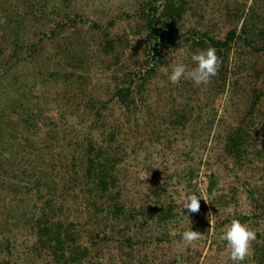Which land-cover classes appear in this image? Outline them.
Masks as SVG:
<instances>
[{
  "label": "trees",
  "instance_id": "1",
  "mask_svg": "<svg viewBox=\"0 0 264 264\" xmlns=\"http://www.w3.org/2000/svg\"><path fill=\"white\" fill-rule=\"evenodd\" d=\"M77 1L19 0L0 20V264H191L228 256L233 219L256 233L244 264H264V7L219 29L195 0L109 21ZM207 48L219 60L207 85L168 81ZM180 142L187 168L217 166L203 204L213 220L201 201L181 211L166 181L137 199L126 190L132 162ZM239 200L249 208L229 210ZM190 228L201 239L185 246Z\"/></svg>",
  "mask_w": 264,
  "mask_h": 264
},
{
  "label": "rangeland",
  "instance_id": "2",
  "mask_svg": "<svg viewBox=\"0 0 264 264\" xmlns=\"http://www.w3.org/2000/svg\"><path fill=\"white\" fill-rule=\"evenodd\" d=\"M49 1L53 3L57 2V0H48V2ZM146 1L148 0H78L77 8L79 12L84 11L85 15H88L90 18L94 17L96 19L109 21L111 19L117 20L118 14L123 11L129 13L134 11L139 8L142 2ZM195 2L197 6L201 7L203 13H205V21L217 25L219 29L224 28L225 24L229 22L231 15L235 16L237 13V15H239L243 9L250 7L252 3L256 4L254 8L259 7V5L264 7V0H195ZM18 3L19 0H0V20H3L5 14L12 9L21 8L19 5H21L22 1L19 5ZM48 6H52V4L49 3ZM257 9H259V11L254 13L260 14V8ZM191 18V16L185 17L187 20H191ZM190 20L188 23H190ZM25 22L31 24V22ZM238 22H241V19ZM32 67L33 66L29 65L20 72H29V69H32ZM185 142L187 141L185 140ZM188 148L189 146L187 147V144L180 142L177 146L173 147L172 152L165 158L163 157V153L159 150V147H152L149 154L141 155L140 161L137 159L129 165L127 174L125 175L127 184L126 190L129 191L132 197L137 199L143 196V193L152 182L159 180L166 181L169 183V189L172 190L173 194L181 201L186 193L202 195L204 199H200L201 209L199 212L209 219L211 216V220H213V215H210L209 211L203 207V204L209 202V199H207L206 187L209 182L211 170H215L217 166L214 165V167L211 168L212 165H210V161L205 164H199L198 162L194 164V162H191L192 167L187 168L189 162L186 161L185 156L181 155V153L187 151ZM147 155L149 158H147ZM194 166L198 170L196 175H194L192 179H189V175L187 174H191V169H193ZM187 170H189L188 173ZM232 180L233 174L227 176L223 181L224 186L227 187L228 183ZM242 198L245 199L244 197ZM229 208V210H247L249 207L247 203L239 200L237 204L233 203ZM2 220L3 218H1L0 215V224ZM0 229H2V227H0ZM3 234L5 233H0V239L3 238ZM6 235L11 236L10 234ZM21 240L18 241L20 244L22 242ZM4 257L5 255L0 253V261ZM200 260L201 261H195V263L191 264H230V260L226 254H221L219 257L216 254H212L209 258H205L204 261L202 259Z\"/></svg>",
  "mask_w": 264,
  "mask_h": 264
},
{
  "label": "clouds",
  "instance_id": "3",
  "mask_svg": "<svg viewBox=\"0 0 264 264\" xmlns=\"http://www.w3.org/2000/svg\"><path fill=\"white\" fill-rule=\"evenodd\" d=\"M190 59L193 64L190 70L183 62H176L171 66L167 74L170 83L177 84L182 79L187 78L195 86L207 85L211 78L217 74L219 60L215 49H204L192 54ZM201 198H203L202 195L186 193L181 201V211L183 209L186 210V213L198 212ZM180 235L185 246H191L194 241L201 239V232L191 228L184 230ZM220 239L226 243L228 259L231 264H244L246 258L251 255V242L256 239V233L246 224L233 219L224 228ZM178 251H182V249Z\"/></svg>",
  "mask_w": 264,
  "mask_h": 264
}]
</instances>
